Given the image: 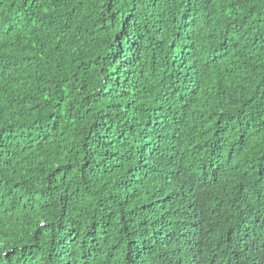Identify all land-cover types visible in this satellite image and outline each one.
Returning a JSON list of instances; mask_svg holds the SVG:
<instances>
[{"label":"trees","instance_id":"obj_1","mask_svg":"<svg viewBox=\"0 0 264 264\" xmlns=\"http://www.w3.org/2000/svg\"><path fill=\"white\" fill-rule=\"evenodd\" d=\"M0 264H264V0H0Z\"/></svg>","mask_w":264,"mask_h":264}]
</instances>
